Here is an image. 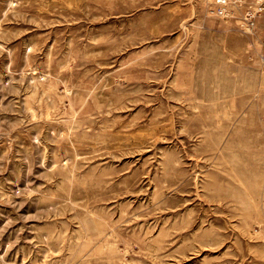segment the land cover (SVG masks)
<instances>
[{"label": "rangeland", "instance_id": "1", "mask_svg": "<svg viewBox=\"0 0 264 264\" xmlns=\"http://www.w3.org/2000/svg\"><path fill=\"white\" fill-rule=\"evenodd\" d=\"M0 0V264H264V0Z\"/></svg>", "mask_w": 264, "mask_h": 264}, {"label": "built area", "instance_id": "2", "mask_svg": "<svg viewBox=\"0 0 264 264\" xmlns=\"http://www.w3.org/2000/svg\"><path fill=\"white\" fill-rule=\"evenodd\" d=\"M227 0H214L213 6H214V11L217 15L222 16L223 13V8L226 7ZM261 57L264 59V48L262 50Z\"/></svg>", "mask_w": 264, "mask_h": 264}]
</instances>
